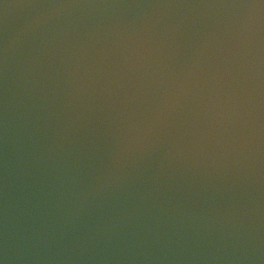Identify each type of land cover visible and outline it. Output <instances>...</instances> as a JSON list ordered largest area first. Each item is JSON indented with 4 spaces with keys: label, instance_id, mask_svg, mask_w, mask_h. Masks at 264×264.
I'll list each match as a JSON object with an SVG mask.
<instances>
[{
    "label": "water",
    "instance_id": "95a60500",
    "mask_svg": "<svg viewBox=\"0 0 264 264\" xmlns=\"http://www.w3.org/2000/svg\"><path fill=\"white\" fill-rule=\"evenodd\" d=\"M0 264H264V0H0Z\"/></svg>",
    "mask_w": 264,
    "mask_h": 264
}]
</instances>
